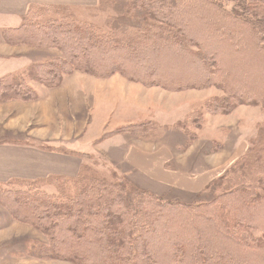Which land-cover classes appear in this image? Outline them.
I'll return each instance as SVG.
<instances>
[{
	"label": "trees",
	"instance_id": "obj_1",
	"mask_svg": "<svg viewBox=\"0 0 264 264\" xmlns=\"http://www.w3.org/2000/svg\"><path fill=\"white\" fill-rule=\"evenodd\" d=\"M225 1L99 0L98 8L111 12L105 31L77 19L68 7L31 6L22 25L7 30L4 39L56 50L60 56L3 77L0 101H35L36 91L26 79L53 89L75 73L98 79L120 75L173 92L215 88L222 96L208 99L205 108L178 126L194 140L191 130L201 129L206 112L228 115L241 106L264 108V0H240L231 10ZM41 9L56 10L60 17L27 20ZM167 56L182 58L186 68L161 72L156 61ZM259 56L262 65L254 66L252 57ZM153 124L118 130L152 136ZM258 132L246 155L208 187L214 195L209 202L165 201L115 173L112 179L99 178L84 167L75 177L11 181L7 186L18 182L26 188L0 186V204L13 220L44 238L26 244V256L34 260L264 264V124ZM46 184L56 187V193L37 187Z\"/></svg>",
	"mask_w": 264,
	"mask_h": 264
},
{
	"label": "rangeland",
	"instance_id": "obj_2",
	"mask_svg": "<svg viewBox=\"0 0 264 264\" xmlns=\"http://www.w3.org/2000/svg\"><path fill=\"white\" fill-rule=\"evenodd\" d=\"M238 2L240 0H226L224 4L231 10L238 6ZM89 8H70V13L83 22L107 30L111 17L109 8ZM58 17L60 14L56 10L41 9L27 20L39 23ZM244 45L250 48L249 43ZM30 48L25 49L26 56L22 59L25 67L20 73L40 61L60 56L56 50ZM249 52L248 49L245 54L248 58ZM252 58L254 66L262 65L260 56ZM156 63L160 65L161 72L186 68L184 60L176 56H167ZM26 80L36 91L37 99L26 102L31 104H26L23 109L0 110V136L5 131L19 130L25 132V139H31L29 143L42 148L50 146L48 143L68 146V150L82 156L81 170L89 167L97 177L105 179H112L115 173L165 201L192 204L212 200L214 195L208 187L246 155L264 124L262 107L241 106L228 115L206 112L201 129L192 128L196 135L191 140L178 126L190 113L205 108L208 99L222 96L215 88L173 92L130 82L120 75L98 79L81 73L66 77L60 87L53 89ZM38 85L40 87H36ZM52 107L56 110L54 114ZM48 109L52 115L47 114ZM144 122L154 123L152 136L139 130L134 134L119 132L121 128ZM58 146L53 150L69 152L66 147ZM145 152L154 157L152 169L130 162ZM167 157L170 159L166 160ZM16 183L2 187L6 190L26 188V184ZM37 187L50 195L56 193V187L48 184ZM32 231L34 237L31 236L33 234H25L11 243L17 242L19 247L22 241L27 244L30 238H37L38 232ZM38 235L43 241L44 238ZM16 251L15 246L10 245L9 252ZM17 261H24L20 264H71L57 260L34 261L28 256L25 260L13 262Z\"/></svg>",
	"mask_w": 264,
	"mask_h": 264
},
{
	"label": "crops",
	"instance_id": "obj_3",
	"mask_svg": "<svg viewBox=\"0 0 264 264\" xmlns=\"http://www.w3.org/2000/svg\"><path fill=\"white\" fill-rule=\"evenodd\" d=\"M34 5L59 6L72 9L96 8L99 6V0H0V80L8 74L24 70L25 65L22 59L26 56L25 49L32 48L7 42L4 39V33L7 30L19 28L22 25L23 17L29 8ZM57 90L59 88L50 90V92ZM26 104L31 103L21 100L0 101V110L23 109ZM55 111L52 107L53 114ZM47 114L52 115L49 109ZM24 135L25 132L17 130L15 132L5 131L0 136V186L7 185L14 180L35 181L50 176L75 177L79 174L83 165V159L79 153H73L67 149L68 146H65V148L58 146L62 144L56 143H48L50 146L45 147L58 146V148H65L69 152L44 149L37 144L29 143L28 140L31 139H25ZM153 158L150 153H139L130 162L138 167L144 166L152 169ZM167 159H170V157H167ZM32 230L35 229L13 220L9 212L0 204V264H20L21 261H13L26 259V244L22 241L19 247L17 242H11L16 238L24 237L25 234H33ZM38 234L36 233L37 238H30V240H40ZM31 236L34 237V234ZM10 245L15 246L17 250L15 253L11 254L9 252ZM28 259L34 260L29 257ZM21 263H24V261Z\"/></svg>",
	"mask_w": 264,
	"mask_h": 264
}]
</instances>
